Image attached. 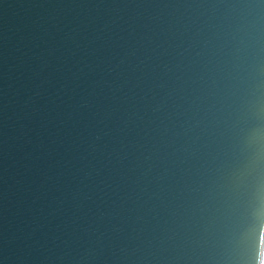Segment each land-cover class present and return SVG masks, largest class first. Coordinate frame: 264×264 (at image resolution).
<instances>
[{"label": "water", "instance_id": "95a60500", "mask_svg": "<svg viewBox=\"0 0 264 264\" xmlns=\"http://www.w3.org/2000/svg\"><path fill=\"white\" fill-rule=\"evenodd\" d=\"M263 238L264 0H0V264H261Z\"/></svg>", "mask_w": 264, "mask_h": 264}, {"label": "flooded vegetation", "instance_id": "af4514ba", "mask_svg": "<svg viewBox=\"0 0 264 264\" xmlns=\"http://www.w3.org/2000/svg\"><path fill=\"white\" fill-rule=\"evenodd\" d=\"M264 253V252H263ZM261 264H264V256H263V258H262V262H261Z\"/></svg>", "mask_w": 264, "mask_h": 264}, {"label": "bare ground", "instance_id": "6f19581e", "mask_svg": "<svg viewBox=\"0 0 264 264\" xmlns=\"http://www.w3.org/2000/svg\"><path fill=\"white\" fill-rule=\"evenodd\" d=\"M263 241H264V238H263ZM262 248H263V245H262Z\"/></svg>", "mask_w": 264, "mask_h": 264}]
</instances>
